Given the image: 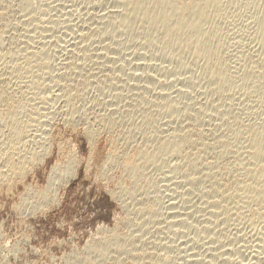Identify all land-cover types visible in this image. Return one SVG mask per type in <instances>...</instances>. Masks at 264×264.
Here are the masks:
<instances>
[{"label": "rangeland", "instance_id": "1", "mask_svg": "<svg viewBox=\"0 0 264 264\" xmlns=\"http://www.w3.org/2000/svg\"><path fill=\"white\" fill-rule=\"evenodd\" d=\"M104 1L108 5H104ZM117 1L26 0L23 2L22 0H0V91H5L6 100L8 97L11 98V100L8 99V102H12V99L13 102L16 101L15 99L18 102H24L29 112L18 115L24 124V128L38 133V129L44 127L49 132L48 137L45 136L47 143H44L47 145V151L45 150V155L42 154V160L33 164H26L29 170L26 169L23 177H20L22 180L18 178L16 183H8L9 187L4 184L0 186V264H119V262L114 263L118 257L120 259L117 261H122V264H148L147 257L146 259L135 258L136 260H134L135 252L132 253V256L126 254L125 250V252H121L126 247L129 248V245L126 244L129 243V240L131 242L132 238L140 235L144 239L141 243L146 241L145 246L149 247L140 248V244L134 242L135 248H148L150 253H154L155 262H158L156 264H191L190 262L197 264L196 260L200 259L202 261H198V264H208L211 261L212 264L213 262L214 264H221L220 259L223 260L228 256L234 257L235 261L231 259L232 263H236V261L241 263V260L244 261L242 263H246V260L247 262L251 261L252 256L260 251L259 244L263 243L261 239L264 236L263 220L257 216L252 217L246 212L241 214L243 215L240 216L241 218H237L235 216L239 215L234 212L233 215L235 216H233L232 211L231 215L229 214V220L225 221L227 225L218 223L220 217L224 219L223 215L218 216L217 222H213V218L210 216L211 207H207L209 203L203 204L204 199H206L203 195L209 185H203L206 187L205 190L202 185L196 184L195 186L198 187L195 189L200 188L201 190L190 191L188 180L185 177L188 176L192 179L196 175L191 169H181L183 168L181 155L184 154L182 157H185L190 150L180 140H183L182 134L184 133L186 142L188 138L190 139L188 140L189 144L191 141L192 145L197 144L195 139L199 136L201 139H208L205 140L208 142L213 135L218 137L217 135L227 134V131L230 134L231 128L229 129V126L233 127L236 122L233 129L239 131L237 141L246 142L244 140L246 123L264 122V107L259 105L264 101V87L262 88L263 92L260 88L256 92V87H249L252 80L250 81V78L246 79L245 77L247 73H254L253 70H258L260 75L263 74L264 76V39L254 31L255 26H252L253 20L255 21L253 9L255 8L254 11L257 10V5H255L257 3L253 0L249 2L241 0L240 3L239 0H235L237 2L222 0L224 7L220 9V12L219 10L216 11L215 13L218 14L212 15L211 19L213 20L210 19L206 25L208 35L209 32L212 34L213 31H216L214 33L217 34V39L214 41L218 45L221 43L219 45L220 56L223 57L222 60L226 61L229 72L235 80L232 81L231 79L229 83L233 89L228 85L225 91L229 89V92L223 93L224 90L219 92L208 83H204L203 79H199L206 78L205 73L207 74L205 62L202 59H194V55L189 52L184 54H177L178 51L173 50L166 52L167 50L160 46L161 43L156 38L157 34H154L155 39L146 36L151 31L147 32L144 27H141L143 25L138 22V19L134 18L129 21L128 25L130 27L132 25L131 29L129 26H127L128 28L119 26L117 19L120 17L118 15L125 11L123 9L125 7L119 1L116 4ZM96 15L98 17H93ZM110 18L113 19L114 26ZM134 20L135 22H133ZM253 23L255 24V22ZM120 27L121 29H117ZM102 30L106 32L103 33ZM86 32L90 33L87 34ZM84 35H90V38H85ZM213 42L212 44L215 43ZM29 51H37L34 52L36 55L40 53V57L36 58L35 63L33 62L31 66L32 72L39 76L36 79L42 82L41 87L43 88H40L42 91L40 89L34 90L35 94L43 97L38 98V100L37 97L39 96L33 95L29 91L31 89L27 88L29 85L28 78L31 77H21L22 74L19 72L10 70V67L14 69L16 62L17 65H22L25 61L23 57L25 58ZM84 53L86 54L83 55ZM179 55L181 57L178 59ZM18 61L23 63H18ZM73 65L81 67L74 69L75 66ZM245 69H251L252 73L247 70L246 72ZM241 72H245L244 78H242ZM80 81V85L83 84L81 88L78 87ZM71 87L73 89L70 91V97H68L66 91ZM77 87L83 89H79V91ZM254 88L256 90H253ZM76 89L79 93L82 91L77 96ZM167 95L168 99L162 98V96ZM141 97L145 101L141 102ZM172 99L174 102L169 101ZM30 102H35L36 108H33ZM143 102L145 103L144 106L142 105ZM171 102V106L175 105L172 106V109L168 107ZM4 104L5 102H0V107L3 108ZM72 107L77 110L76 113L71 112ZM144 115H153L154 119L151 123L146 124L144 120L147 116ZM256 116L260 117L257 118ZM261 117H263L262 120ZM195 118L196 120H194ZM192 120L193 124H191ZM248 120H251V123H248ZM256 122L255 124H257ZM0 124V140L5 141L6 138L10 137L12 128L11 126L7 127L4 123ZM220 124L223 126L222 128ZM196 130L197 132L199 130V133L196 132L198 135L194 138ZM216 132L223 133L217 134ZM206 134L208 138L205 136ZM209 134H212L211 138ZM170 135H175V140L178 138L177 140L183 144V148H178L182 146L178 143V149L175 145L172 147L173 150L172 148L162 150L170 139H174ZM241 136L242 138H240ZM200 138L198 143L204 141ZM165 140L168 141L165 142ZM212 140L210 141L213 144L214 140ZM239 142V145L244 144ZM28 143L29 148L32 146L38 148L37 143L35 144L33 141L30 143L29 140ZM212 148L216 153L215 146ZM38 150L41 151L42 149ZM178 150H182L183 153H177ZM211 150L210 152L213 151ZM210 152L208 151L206 154L209 155ZM213 152L212 155H209L211 158L215 154ZM208 155H202L204 157L202 158L203 161L201 160L199 163L200 166L211 160ZM68 158L74 160L71 174L66 175V177L65 175H57L59 178L56 183L58 185L60 183L57 186V191L50 192V197L44 198V200L40 192L47 185L46 180L50 167L56 162H65ZM206 158L207 162L205 161ZM227 159L225 158L224 161L230 162L229 158ZM204 161L205 163H203ZM131 166L133 167L131 168ZM203 167L204 165L199 167L200 172L203 171ZM130 172L133 173L131 176ZM136 176L139 177L135 178ZM133 180L136 181L133 182ZM172 182L175 184H171ZM135 183L136 189L132 190L133 193H128ZM208 183L206 181V184ZM173 190L174 192H171ZM172 193L173 196L170 197L169 194ZM23 197H26L25 200H22ZM151 201L152 203L154 201L157 207L151 209L153 206H150L149 210L151 211L147 213L143 211L145 216L143 212L137 211L141 205L140 202H147L149 206ZM170 203L173 206L176 204L179 206H174L175 209L171 206L172 209ZM204 206L209 210L201 209ZM169 208L173 211L171 212ZM155 209L157 212L159 211L156 212L158 216L150 217L151 213L156 211ZM178 209L180 210L178 214L180 216L182 214L183 217L179 218L177 211H174ZM168 212L169 214H166ZM203 212H205V216H203ZM206 213L209 215L207 216ZM187 214L188 216H184ZM175 215L177 216L175 217ZM171 216L173 220H170ZM209 216L212 222L207 223L210 219L206 217ZM177 217L178 219H176ZM231 218L235 219L232 220ZM165 219L170 222H166ZM176 220H179L177 221L179 224ZM180 220L187 223L183 222V226ZM202 220L206 224L200 223ZM171 221L178 225L174 224L173 226L172 223L171 226ZM134 222L137 225H143L145 222V225L142 226L144 231L142 228L140 230L138 227V229ZM209 223L216 225L215 228ZM132 224L135 227H132ZM186 224L192 226L185 227ZM203 225H205L204 228L211 226L209 232L200 229ZM160 231L163 232L160 233ZM141 232L142 234H140ZM144 234L150 243L144 238ZM214 234L219 235V238L221 237V245L212 241ZM129 236L133 237L125 238ZM142 236H140L141 239ZM114 237L119 239L121 245L126 246L122 245L121 251H119L120 248H115L113 243L114 247L109 244L111 243L109 242L110 239ZM256 237H260L261 242ZM187 238L191 241H188ZM154 239L157 245L155 244L154 248L150 249ZM187 242L191 245L186 244ZM100 243H108L107 247L112 245L108 247L109 253L107 251H104V254L95 252L96 250L99 252L100 247H103L102 244L100 247L98 246ZM135 244H138L137 247ZM164 244L168 248L164 249ZM256 244H258L257 248H254ZM242 245L243 247H240ZM192 249L196 250L197 255ZM186 253L198 258L194 259L191 256L189 259L190 256L187 257ZM130 258L131 260H129ZM186 258L187 262H184ZM228 258L230 259V257ZM193 259L194 261H192ZM240 263L237 262V264Z\"/></svg>", "mask_w": 264, "mask_h": 264}, {"label": "bare ground", "instance_id": "2", "mask_svg": "<svg viewBox=\"0 0 264 264\" xmlns=\"http://www.w3.org/2000/svg\"><path fill=\"white\" fill-rule=\"evenodd\" d=\"M23 2H26V0H22ZM114 1V0H113ZM120 3H121V5H124V7L125 8H123L124 10V12H121V14L120 15H118L120 18H118L117 20H118V24H119V26H121V27H123V28H128L127 26H129L128 25V23H130L129 21L131 20V19H138L139 21L138 22H140L141 23V25H143V26H141V25H139V26H141V27H144L145 28V30L148 32V31H151L150 32V34H148V35H146V36H148V37H151V38H154L155 39V36H154V34H157V39H159V41H160V43L162 44H160V46H162L163 48H164V50H167L166 52H169L170 50L172 51H178V53L177 54H180V53H187V52H189V53H191V54H193L194 55V59H197V60H200V59H202L204 62H205V71H206V69H207V74L205 73V75H206V78L205 77H203V78H199V79H203V81H204V83H208L211 87H213V88H215L217 91H219V92H223V90H224V92L223 93H227V91L229 90L228 88V90H226L225 91V88L226 87H228V85H229V83H230V81H231V79H232V81H235V80H233V78H232V75H231V73L229 72V69H228V67H227V65H226V61L225 60H222L223 59V57H221L220 56V54L221 53H219L220 52V50H219V45L221 44H217L216 43V41H214L215 39H217L216 38V36H217V34L215 35V33L214 32H216V31H213V33L211 34V32H209L210 34L208 35V33H207V31H206V25L208 24V22H210V19H211V16L212 15H214V14H218V13H215L216 11H218L219 10V12H220V9L222 8V7H224V3L222 2V0H118ZM116 2V4L117 3H119V2ZM226 1H228V0H226ZM232 1H235V0H232ZM240 1L241 0H239V3H240ZM248 2L249 1H252V0H247ZM253 1H255V3H257V4H255V5H257V7H256V11H254V7L251 5V7L252 8H254L253 9V12H255V14H254V18H255V21L253 20V22H255V24L252 22V26L254 25L255 26V32L261 37V38H263L264 39V0H253ZM95 2V1H94ZM230 2V1H229ZM228 2V3H229ZM235 2H237V1H235ZM246 2V1H245ZM93 3V2H92ZM114 3V2H113ZM227 3V2H226ZM230 3H232V2H230ZM238 3V4H239ZM251 3V2H250ZM249 3V4H250ZM105 4H107L105 1H104V5ZM115 4V3H114ZM232 4H235V3H232ZM237 4V3H236ZM248 4V3H247ZM252 4H254L253 2H252ZM108 5V4H107ZM109 5H110V1H109ZM226 5V4H225ZM102 6V5H101ZM249 6V5H248ZM106 7V6H105ZM122 7V6H121ZM121 7H120V9H121ZM112 8V7H111ZM110 10V9H109ZM119 10V9H118ZM103 12V11H102ZM101 12V13H102ZM114 12V11H113ZM85 13H87V12H85ZM109 13V12H108ZM107 13V14H108ZM111 13V12H110ZM109 13V14H110ZM117 13V12H116ZM104 14V13H103ZM102 14V16L104 17V15ZM108 14V16H110ZM111 15H113V14H111ZM251 15V14H250ZM86 16V15H85ZM101 16V17H102ZM113 16H115V15H113ZM117 16V15H116ZM92 17V16H91ZM93 17H98L97 15L96 16H93ZM100 17V16H99ZM102 17V18H103ZM106 17V16H105ZM252 17V16H251ZM90 18V17H89ZM111 18H113V17H111ZM110 18V20L112 21L113 19H111ZM100 19V18H99ZM252 19V18H251ZM101 20V19H100ZM99 20V21H100ZM109 20V19H108ZM116 20V19H115ZM115 20H114V22H115ZM213 19H211V21H212ZM92 22V21H91ZM101 22V21H100ZM104 22H105V20H104ZM133 22H135V20L133 21ZM132 22V23H133ZM94 23V22H93ZM96 23V22H95ZM110 23V22H109ZM111 23H113V21L111 22ZM117 23V22H116ZM131 23V24H132ZM101 24V23H100ZM108 24V23H107ZM130 24V25H131ZM135 24V23H134ZM212 24H213V22H212ZM112 25V24H111ZM211 25V24H210ZM251 25V24H250ZM100 26V25H99ZM113 26H114V23H113ZM116 26H117V24H116ZM209 26V25H208ZM212 26V25H211ZM249 26V25H248ZM121 27L120 28H117V29H121ZM130 27V26H129ZM131 27H132V25H131ZM131 27L129 28V29H131ZM97 28V27H96ZM211 28H213V27H211ZM211 28H209L210 30H211ZM92 29H93V27H92ZM104 30H105V28H103ZM99 30V29H98ZM142 30H143V32H144V29L142 28ZM103 31V30H102ZM119 31V30H118ZM209 31V30H208ZM212 31V30H211ZM242 31V30H241ZM91 32H93L92 30H91ZM106 31H103V33H105ZM87 33V32H86ZM90 32H88L87 34H89ZM146 33V32H145ZM236 33V32H235ZM85 36V35H84ZM87 36V37H86ZM85 36V38H88L90 35H86ZM102 36H104V35H102ZM145 36V35H144ZM219 36V35H218ZM96 37V36H95ZM90 38V37H89ZM92 38V37H91ZM156 39V40H157ZM219 39V38H218ZM97 40H98V38H97ZM33 41V40H32ZM215 43H214V42ZM219 41V40H218ZM115 42H117V41H115ZM158 42V41H157ZM212 42L214 43V44H212ZM105 43V42H104ZM158 45V44H157ZM88 46V45H87ZM104 47V46H103ZM108 47V46H107ZM86 48V47H85ZM161 48V47H160ZM163 48L161 49L162 51H163ZM35 51H29V52H27V54H26V57L24 58L23 57V59H25V61L24 60H22V61H24V63L22 62V61H18V63H23L22 65H17V62H16V66L14 67V69H12L11 67H10V70H13L12 72H19L20 74H22L21 75V77H25V76H27V77H31V78H28L27 80H28V82H29V85L27 86V88H29V89H31V90H29V91H31L30 93H32L33 95L35 94V89H40V88H43V87H41V84H42V82L41 81H38L36 78L37 77H39L38 76V74H36L35 72H32V65H33V62L35 63V61H36V58L38 59V57H40V53H39V55H36L35 53L37 52H35ZM40 52H41V50H40ZM85 52V51H84ZM86 53H84L83 55H85ZM163 54H164V51H163ZM168 54V53H167ZM25 55V54H24ZM140 55H142V54H140ZM166 55V54H165ZM188 55V54H187ZM193 55H191L192 57H193ZM17 56V55H16ZM19 56V55H18ZM17 56V57H18ZM170 56H171V54H170ZM170 56H169V58H170ZM176 56V55H175ZM15 57V56H14ZM16 57V59H18ZM21 57H22V55H21ZM72 57H73V54H72ZM172 57V56H171ZM179 57H181V55H179L177 58L179 59ZM183 57V56H182ZM168 58V57H167ZM12 59V58H11ZM13 59H15V58H13ZM22 59V58H21ZM181 59V58H180ZM224 59H225V56H224ZM20 60V59H19ZM182 60V59H181ZM180 60V61H181ZM201 60V61H202ZM168 61H169V59H168ZM171 61V60H170ZM176 61V60H175ZM196 61V60H195ZM166 62H167V60H166ZM183 62V61H182ZM181 62V63H182ZM143 64H145L144 62H142ZM152 64H153V62H151ZM195 63V62H194ZM202 63V62H201ZM13 64V63H12ZM14 64H15V62H14ZM37 64V63H36ZM35 64V65H36ZM11 65V64H10ZM146 65V64H145ZM148 65V64H147ZM183 65V64H182ZM199 65V64H198ZM203 65V66H204ZM73 66H75V65H73ZM184 66V65H183ZM191 66V65H190ZM189 66V67H190ZM70 67V66H69ZM78 67V69H79V67H81V66H77ZM77 67L75 66L74 67V69L76 68L77 69ZM148 67V66H147ZM188 67V66H187ZM188 67V68H189ZM67 68V67H66ZM186 68V67H185ZM194 68V67H193ZM202 68V67H201ZM248 68V67H247ZM70 69H72V68H70ZM81 69V68H80ZM247 69H245V71H246ZM76 71H78V70H76ZM76 71H74V72H76ZM204 71V70H203ZM204 71V72H205ZM242 71H244V70H242ZM247 71H249V72H251L252 73V71H251V69L250 70H247ZM246 71V72H247ZM254 71V73H252V74H246L245 75V77H246V79L248 78H250L249 80L251 81L252 80V82H250V84H249V87H256L257 88V91L256 92H258V88H260V90H261V92H263L262 91V88L264 87L263 86V84H264V78L262 79V77H264L263 76V74L262 75H260V72L257 70H253ZM256 71V72H255ZM11 72V73H12ZM73 72V71H72ZM244 73L245 72H241V74L243 75L242 76V78H244ZM33 74H35V75H33ZM40 74V73H39ZM59 74H60V72H59ZM63 74V73H62ZM204 74V73H203ZM82 75V74H81ZM92 75V74H91ZM59 76V75H58ZM83 76V75H82ZM26 77V78H27ZM253 79H252V78ZM55 78V77H54ZM69 78V77H68ZM111 78V77H110ZM109 78V79H110ZM76 79V78H75ZM65 80V79H64ZM111 80H113L112 78H111ZM63 81V80H62ZM81 81H83V80H81ZM81 81H80V83H79V86L78 87H83L82 85H80L81 84ZM202 81V80H201ZM202 81V82H203ZM202 82H201V84H202ZM6 84V83H5ZM5 84H4V86H5ZM8 84V83H7ZM47 84V83H46ZM57 84V83H56ZM75 84V83H74ZM233 84V83H232ZM231 84V85H232ZM70 85H71V83H70ZM77 85V84H76ZM190 85V84H189ZM205 85H207V84H205ZM234 86H235V84H233ZM7 86V85H6ZM230 86V85H229ZM233 86V87H234ZM59 87V86H58ZM70 87V86H69ZM77 87V88H78ZM208 87V86H207ZM231 87V86H230ZM64 88V87H63ZM66 89H67V87H65ZM80 88H78V90L80 89ZM256 88H254L253 90H256ZM60 89V88H59ZM69 89V88H68ZM72 87H71V89H69L68 91H66V93H67V95H68V97H70V91H72ZM74 89H75V87H74ZM83 89V88H82ZM82 89H80V90H82ZM231 89H233L232 87H231ZM230 89V90H231ZM9 90V89H8ZM41 90V89H40ZM77 90V89H76ZM76 91V96H77V94H80L79 93V91ZM245 90V89H244ZM249 90V89H248ZM252 90V89H251ZM29 91H28V93H29ZM42 91V90H41ZM245 91H247V89L245 90ZM4 92L5 91H0V102L2 103V102H5V104L3 105V108H1L0 107V123H4L7 127L8 126H11V128H12V131H11V135H10V137H8V139L6 138V140L5 141H1L0 140V186L2 185V184H4V185H7L8 183H11V182H15L18 178H22L23 177V175L25 174V172L27 171L26 169H28L27 167H26V164H28V163H34V162H36V161H39V160H42V154L44 153V155H45V150L47 149V145H45V143H47L46 141V138L48 137L47 136V134L49 133L48 132V130L46 129V128H39L38 130H39V132L38 133H34V132H31V129H26V128H24V124L22 123V121H21V119H20V117L18 116L20 113H28L29 111H28V109L26 108V106H25V104H24V102H18L17 101V99H15L16 101L15 102H13V99H12V102L11 101H9L8 102V99H10L11 100V98H9L8 97V99L6 100V96H5V94H4ZM62 92H64V91H62ZM75 92V91H74ZM78 92V93H77ZM229 92V91H228ZM231 93H232V91H230ZM249 92V91H248ZM37 93V92H36ZM178 93H179V91H178ZM222 94V93H221ZM35 95H38V94H35ZM30 96H32V95H30ZM39 96V95H38ZM44 96V95H43ZM64 96V95H63ZM71 96H73V95H71ZM115 96H117V93H115ZM67 97V96H66ZM168 97V95L167 96H162V98H167ZM175 97V96H174ZM38 98L40 99V98H43L42 96H39V97H37V100H38ZM75 98V97H74ZM169 98V97H168ZM167 98V99H168ZM172 98V97H171ZM34 99H36V98H34ZM71 100H72V98H70ZM30 100H31V98H30ZM42 100V99H41ZM40 100V101H41ZM141 102L142 101H145L144 99H143V97H141ZM176 100V99H175ZM20 101V100H19ZM70 100L68 99V102H69ZM169 101H173V99L172 100H169ZM177 101V100H176ZM139 102V101H138ZM140 102V103H141ZM174 102V101H173ZM35 103V102H34ZM34 103L32 102H30V104H31V106L33 107V108H36L35 107V105H34ZM140 103H137V104H139L140 105ZM176 103V102H175ZM206 103V102H205ZM38 104V103H37ZM42 104V103H41ZM71 104V103H70ZM136 104V105H137ZM144 102L142 103V105L144 106ZM171 104H172V102L170 103V106H168V107H170V109H172L173 107L172 106H175V105H172L171 106ZM168 105H169V103H168ZM259 105H261L262 107H264V101H262V103H260ZM73 106V105H72ZM204 107V106H203ZM260 107V106H259ZM142 108H144V107H142ZM175 108V107H174ZM201 108V110H202V106L200 107ZM73 109V110H72ZM72 109H71V112H73L74 111V113H76L75 111H77L76 109H74L73 107H72ZM137 109V108H136ZM204 109V108H203ZM264 109V108H263ZM36 110V109H35ZM139 110V109H138ZM200 110V111H201ZM225 110V109H224ZM36 111H38V109L36 110ZM35 111V112H36ZM151 111V110H150ZM150 111H149V113H150ZM203 111V110H202ZM71 112H70V114H71ZM153 112V111H152ZM152 112H151V114H152ZM223 112V111H222ZM221 112V114L223 115V113ZM39 113V112H38ZM154 113V112H153ZM225 113H227V112H225ZM263 113V112H262ZM73 114V113H72ZM146 114V113H145ZM155 114V113H154ZM153 114V115H154ZM260 113H258V115H259ZM107 115V114H106ZM130 115H132V114H130ZM153 115L152 116H150V115H144L146 118H145V120H144V122L147 124V123H151L152 122V119H154L153 118ZM255 116V115H254ZM260 116H261V114H260ZM259 116V117H260ZM95 117V116H94ZM253 117V116H252ZM257 118H259L258 116H256ZM71 118V117H70ZM194 118V117H193ZM101 119H102V117H101ZM261 120L263 119V117H261L260 118ZM259 119V120H260ZM48 120H50V119H48ZM86 120V119H85ZM90 120V119H89ZM105 120V119H104ZM194 120H196V118L194 119ZM264 120V119H263ZM72 121V120H71ZM103 121V120H102ZM143 121V120H142ZM251 121V120H250ZM249 120H248V123H251ZM258 121V120H257ZM189 122V121H188ZM191 122V121H190ZM232 122V121H231ZM235 122V121H234ZM256 122V121H255ZM255 122H254V124H247L246 123V126H245V134H244V136H246L245 137V139L244 140H246V142H242V140H240V142H242V143H244V144H238V142H239V140L237 141V137L239 136V131L237 130V129H233V128H235L234 126L236 125V122L233 124V127H230L229 125H230V123H229V125H226L227 127L229 126V129H230V134L228 133V131H227V134L226 133H223V132H216L217 134H222L223 133V135H221V136H219V135H217L218 137H216L215 135H213V136H215V138L213 139L214 140V143L212 144L211 143V141L210 140H212V138H213V136H212V138H211V135L209 134V136H210V142L208 141H205V140H208V139H201L200 138V136L199 137H195V136H197L198 134L197 133H199V130H198V132H197V130L195 131V133H196V135H194V138H196L195 139V141L197 140V144H193L192 145V141L190 142L191 144H189V141L188 140H190L189 138L187 139V142H186V136H184V133L182 134L183 135V140H180V142H183V144H185V146L187 145L188 147H189V150H190V152L188 153L187 152V155H185V157L183 158L182 157V155H184V154H182L181 155V158L183 159V162H182V166H183V168H181V169H191V170H193L192 172H194L195 174L194 175H196L194 178H192V179H190L188 176L187 177H185V178H187V180H188V186H189V188H190V191L191 190H194L195 189V185L197 184V185H202V188L206 185H209V186H207V188L206 187H204V189L206 188L207 189V191H205L204 192V195L203 196H205V198L206 199H204V203L203 204H205V203H209V206H207V207H211V210L212 211H210V216L213 218V222L214 221H216V219L218 218V216H220V215H223L224 216V219H221V217H220V219H219V221H218V223H220L221 222V224L223 223L224 225L226 224V222L225 221H227V220H229L228 219V217H230L229 216V214L231 215V213H232V211H233V213H232V215L234 214V212H235V214H237V215H239V216H235V215H233V216H235V217H240V216H243V215H241V214H243V213H248V214H250L252 217H255V216H257V217H259V219L261 218L262 220H263V222H264V122H259V123H257V124H255ZM67 123V122H66ZM74 123V122H73ZM96 123V122H95ZM220 123V122H219ZM223 123V122H222ZM87 124V123H86ZM144 124V123H143ZM191 124H193V120H192V122H191ZM1 125V124H0ZM73 125V124H72ZM221 125V124H220ZM3 126V125H2ZM141 126H143V125H141ZM145 126V125H144ZM219 126V125H218ZM240 126V125H239ZM243 126V125H242ZM196 127V126H195ZM221 128L223 127L222 125L220 126ZM244 127V126H243ZM181 128V127H180ZM188 128V127H187ZM240 128H241V126H240ZM2 129V128H1ZM35 129V128H34ZM167 129V128H166ZM217 129V128H216ZM218 129H220L219 127H218ZM226 129V128H225ZM243 128H242V131L244 130ZM92 130V129H91ZM131 130V129H130ZM179 130V129H178ZM185 130H186V128H185ZM195 130V129H194ZM240 130V129H239ZM203 131V130H202ZM216 131V130H215ZM219 131V130H218ZM220 131H222V130H220ZM223 131H224V129H223ZM4 132V131H3ZM30 132V133H29ZM180 132V131H179ZM184 132V131H183ZM189 132V131H188ZM200 132H201V130H200ZM214 133V132H213ZM242 133V132H241ZM240 133V134H241ZM188 134V133H187ZM202 134V133H201ZM204 134V133H203ZM202 134V135H203ZM215 134V133H214ZM243 134V133H242ZM241 134V135H242ZM45 136H46V138H45ZM170 136H173V135H170ZM170 136H169V139H170ZM177 136V135H176ZM181 136V135H180ZM206 137L208 136L207 134L205 135ZM179 137V136H178ZM182 137V136H181ZM180 137V138H181ZM165 138H167V137H165ZM172 138H174V139H170V141L168 142V143H166V145L164 146V148H162V150H168L169 148L171 149L173 146H175V145H177L176 146V148L178 147V143H180L177 139L175 140V135L172 137ZM179 138V139H180ZM191 138V137H190ZM194 138H191V139H194ZM201 139V140H204V141H202V142H200V143H198V139ZM208 138V137H207ZM240 138H242V136L240 137ZM244 138V137H243ZM182 139V138H181ZM30 140V143L33 141V142H35V144L37 143V146H38V148H35V147H33L32 146V148H29L28 147V141ZM126 140V139H125ZM212 140V141H213ZM168 141V140H167ZM166 140H165V142H167ZM194 141V140H193ZM45 142V143H44ZM164 142V143H165ZM239 142V143H240ZM28 143V144H27ZM56 143V142H55ZM164 143H162V144H164ZM194 143V142H193ZM196 143V142H195ZM132 144V143H131ZM181 144V143H180ZM183 144H181L182 146L181 147H178V148H183ZM49 145V144H48ZM242 145H244V146H242ZM118 146V145H117ZM163 146V145H162ZM186 146V147H187ZM215 146V149H216V153H215V151L213 150V148L212 147H214ZM159 147H161V146H159ZM239 147H241L240 149H239ZM177 148V149H178ZM38 149H42L41 151L40 150H38ZM160 149V148H159ZM188 149V148H187ZM214 151H212V150ZM218 149V150H217ZM126 150V149H125ZM172 150H173V148H172ZM176 150V149H175ZM210 150L213 152V156H212V158L209 156L212 152H210ZM47 151V150H46ZM138 151V150H137ZM177 151V150H176ZM182 151V150H181ZM181 151H179L178 150V152L177 153H179V152H181ZM187 151V150H186ZM210 152V154L208 155V154H206L207 152ZM123 152H125V151H123ZM122 152V153H123ZM139 152V151H138ZM184 152H185V150H184ZM143 153V152H142ZM177 153H175L176 155H177ZM181 153H183V152H181ZM186 153V152H185ZM124 154V153H123ZM136 154V153H135ZM140 154V153H139ZM174 154V153H173ZM180 154V153H179ZM43 155V156H44ZM202 155H208V158L210 157L211 158V160L208 162V163H206V164H202V165H204V169H203V171L202 172H200L199 171V167H201L200 166V162H201V160L203 161V157L204 156H202ZM212 155V154H211ZM117 156V155H116ZM141 156H142V154H141ZM227 156H229V157H227ZM134 157V156H133ZM136 157H138V156H136ZM135 157V158H136ZM233 158L232 160L230 159V158ZM139 158V157H138ZM141 158V157H140ZM227 159V158H229V160H230V162H225L224 161V159ZM116 159V158H115ZM138 160V159H137ZM141 160H142V158H141ZM145 160V159H144ZM207 160V158L205 159V161ZM209 160V159H208ZM228 160V159H227ZM205 161L203 162V163H205ZM136 162V161H135ZM139 162V161H138ZM207 162V161H206ZM140 163V162H139ZM31 164V165H32ZM116 164V163H115ZM142 164V163H141ZM109 165V164H108ZM123 165V164H122ZM74 167V160L72 159V158H68L65 162L63 161V162H60V163H55L54 165H52L51 167H50V170H49V172H48V177H47V185H46V187H44L43 188V190H42V192H40V195H41V197L44 199H48V197H50V195L49 194H51L50 192H53L54 193V191L56 192L57 191V186H59L60 185V183H59V185H58V183H56V181H58V178H59V176H57V175H65V177H66V175H70L71 174V172H72V168ZM139 166V165H138ZM115 167V166H114ZM124 167V166H123ZM130 167V166H129ZM128 167V168H129ZM133 166H131V168H132ZM127 168V169H128ZM130 168V169H131ZM125 169V168H124ZM201 169V168H200ZM29 170V169H28ZM102 170V169H101ZM106 170V169H105ZM133 170V169H132ZM140 170V169H139ZM127 171H129V170H127ZM183 171V170H182ZM185 171H187V170H185ZM216 171H218V172H216ZM133 172V171H132ZM132 172H130V176L133 174ZM135 172H136V170H135ZM132 173V174H131ZM137 173H139V172H137ZM184 173H186V172H184ZM193 174V173H192ZM137 175V174H136ZM176 175V174H175ZM182 175H183V173H182ZM188 175H189V172H188ZM220 175H221V178H219L220 177ZM184 176V175H183ZM186 176V175H185ZM137 177H139V176H136L135 178H137ZM190 177H192V175L190 174ZM20 178V179H21ZM184 178V177H183ZM22 180V179H21ZM137 180V181H136ZM135 181L136 182H138V179H136ZM134 180H133V182H135ZM174 181V180H173ZM206 181H208L209 183L208 184H206ZM17 182V181H16ZM15 182V183H16ZM178 182V181H177ZM183 182V181H182ZM187 182V181H186ZM6 183V184H5ZM143 183V182H142ZM146 183V182H145ZM174 182H172L171 184H173ZM175 184V183H174ZM182 184V183H181ZM142 185V184H141ZM187 185V184H186ZM204 185V186H203ZM8 187H9V185H7ZM6 186V187H7ZM174 186V185H173ZM176 186V185H175ZM7 187V188H8ZM136 187V183L135 184H133V186L129 189V191H128V193L130 192V194H131V192H132V190L134 189ZM198 187V186H197ZM196 187V188H197ZM5 188V187H4ZM136 189V188H135ZM188 189V188H187ZM200 189V188H199ZM199 189H195V192H196V190H199ZM203 189V190H204ZM205 189V190H206ZM201 190V189H200ZM9 191V190H8ZM36 191V190H35ZM134 191V190H133ZM189 190H188V193L190 192ZM143 192V191H142ZM171 192H174V190L173 191H171ZM193 192V191H192ZM199 192V191H198ZM202 192V191H201ZM133 193V192H132ZM113 194V193H112ZM130 194H128V195H130ZM198 194V193H197ZM170 195V197H172L173 196V193L172 194H169ZM172 195V196H171ZM178 195V194H177ZM186 195H188V194H186ZM199 195H200V193H199ZM202 195V194H201ZM54 196V195H53ZM52 196V197H53ZM55 196H56V194H55ZM188 197V196H187ZM25 198L26 197H23L22 198V200H25ZM55 198V197H54ZM53 198V199H54ZM138 198V197H137ZM142 198V197H141ZM152 198V197H151ZM202 198V197H201ZM44 199V200H45ZM51 199V198H50ZM140 199V198H139ZM172 199V198H171ZM171 199H169V200H171ZM175 199V198H174ZM151 200V199H150ZM200 200H202V199H200ZM41 201V200H40ZM134 201H135V199H134ZM142 201V200H141ZM149 201V200H148ZM155 201V200H154ZM153 201V203H152V201H151V204H149V206L147 205L148 203L147 202H144V203H142V202H140L141 203V205L138 207V209H137V211L140 213V212H145V213H147V212H150L151 210H149L150 209V206H153V207H151V209L152 208H156L157 206L155 205V202ZM173 201V200H172ZM166 202H168V201H166ZM174 202V201H173ZM201 202V201H200ZM45 203V202H44ZM31 204V203H30ZM165 204H168V203H165ZM171 204V203H170ZM169 204V205H170ZM201 204V203H200ZM168 205V206H169ZM177 205V204H176ZM176 205H174V206H176ZM174 207L173 206V204H171L170 205V207ZM179 206V205H178ZM178 206H176V207H178ZM206 206H204V208H202L201 207V209H208V208H205ZM33 207V206H32ZM167 207V206H166ZM171 207V208H172ZM165 209V208H164ZM167 209H168V207H167ZM166 209V210H167ZM173 209V208H172ZM174 209H175V207H174ZM177 209V208H176ZM199 209H200V207H199ZM156 210V209H155ZM169 210H170V208H169ZM209 210V209H208ZM171 211V210H170ZM173 211V210H172ZM171 211V212H172ZM177 214H178V212L180 211L179 209L178 210H174ZM201 211V210H200ZM202 211H204V210H202ZM143 212V215L145 216V213ZM157 210L156 211H154V212H152L151 213V216H150V213L148 214L150 217H153L154 218V216L155 217H157L158 215H157V213L159 212H157ZM167 212V211H166ZM171 212H170V214H171ZM206 212V211H205ZM205 212H203V216H205ZM161 213V212H160ZM159 213V214H160ZM175 213V214H176ZM180 213V212H179ZM181 213H183V212H181ZM208 213H209V211H208ZM165 214V213H164ZM166 214H169V212L168 213H166ZM139 215V214H138ZM161 215V214H160ZM172 215V214H171ZM179 215V214H178ZM206 215H207V213H206ZM209 215V214H208ZM207 215V216H208ZM148 216V217H149ZM170 216V215H169ZM168 216V217H169ZM174 216V215H173ZM177 215H175V217H176ZM181 216H182V214H181ZM180 215H179V218L181 217ZM184 216H188V214L187 215H184ZM206 217V218H211V217ZM130 217V216H129ZM147 217V218H148ZM166 217V216H165ZM183 217V216H182ZM201 217H202V215H201ZM167 218V217H166ZM174 218V217H173ZM203 218V217H202ZM223 218V217H222ZM241 218V217H240ZM248 218V217H247ZM141 219V218H140ZM145 219V218H144ZM143 219V220H144ZM150 219V218H149ZM169 219V218H168ZM176 219H178V217L176 218ZM182 219V218H181ZM184 219V218H183ZM182 219V220H183ZM204 219V218H203ZM232 220L233 219H235V218H231ZM230 219V221H232ZM146 220V219H145ZM154 220V219H153ZM160 220V219H159ZM165 220H167V219H165ZM170 220H173L172 219V216H171V219ZM185 220H186V218H185ZM206 221L208 220V219H205ZM211 220V219H210ZM207 221V223L208 222H212V220L211 221ZM220 220H222V221H220ZM223 220H224V222H223ZM253 220H256V219H253ZM258 220V219H257ZM123 221V220H122ZM129 221H130V219H129ZM175 221V220H174ZM174 221H171V226H172V223H173V226H174V224L175 225H178L179 223L177 222V221H179V220H176V222L178 223V224H176ZM241 221V220H240ZM259 221V220H258ZM152 222V221H151ZM158 222V221H157ZM163 222V221H162ZM166 222H168V220L166 221ZM166 222H165V224H166ZM170 222V221H169ZM168 222V223H169ZM180 222L183 224V226H184V223L183 222H185V221H181L180 220ZM202 222H204L203 220L202 221H200V223H202ZM217 222V221H216ZM215 222V223H216ZM138 223V222H137ZM140 223V222H139ZM145 222H143V225H145L144 224ZM155 223V222H154ZM180 223V225H182ZM185 223H187V222H185ZM214 223V224H215ZM259 223V222H258ZM134 224H135V222H134ZM149 224V223H148ZM192 224V223H191ZM191 224H186L185 225V227L187 226V227H190V226H192ZM203 224V223H202ZM202 224H200V225H202ZM204 224H206L205 222H204ZM210 224V223H209ZM217 224V223H216ZM220 224V225H221ZM143 225H137V224H135V226H137V228L139 227L140 228V230H141V228H142V226ZM147 225V224H146ZM208 225V224H207ZM210 225H213L212 223L210 224ZM217 225H219V224H217ZM223 225V226H224ZM227 225V224H226ZM261 225H262V223H261ZM121 226V225H120ZM134 225L132 224V227H133ZM134 226V227H135ZM168 226V225H167ZM204 226L205 225H203L202 226V228H200L202 231H207V232H209L208 230H209V228L211 227V226H209V228L208 227H206V228H204ZM214 226V228H215V226L216 225H213ZM213 226H212V228H213ZM131 227V228H132ZM147 227V226H146ZM149 227V226H148ZM160 227V226H159ZM165 227V226H164ZM170 227V226H169ZM200 227V226H199ZM138 228V229H139ZM161 228H163V227H161ZM171 228V227H170ZM233 228V227H232ZM143 229V228H142ZM149 229V228H148ZM165 229V228H164ZM167 229V228H166ZM234 229V228H233ZM237 229V228H236ZM241 229V228H240ZM157 230V229H156ZM177 230V229H176ZM224 230V229H223ZM107 231V230H106ZM134 231V230H133ZM143 231H144V229H143ZM148 231V230H147ZM158 231V230H157ZM166 231V230H165ZM168 231V230H167ZM175 231V230H174ZM216 231V230H215ZM220 231H222V230H220ZM131 233H132V230L130 231ZM140 232V231H139ZM146 232V231H145ZM150 232V231H149ZM161 232H163V231H160V233ZM171 232V231H170ZM179 232V231H178ZM211 232H212V230H211ZM214 232V231H213ZM151 233V232H150ZM264 233V232H263ZM135 234H136V232H135ZM140 234H142V232L140 233ZM128 235H130V234H128ZM138 235V234H137ZM145 235V234H144ZM215 235V234H214ZM256 235V234H255ZM261 235H263V234H261ZM260 235V236H261ZM122 236V235H121ZM120 236V237H121ZM127 236V235H126ZM135 236V235H134ZM139 236V235H138ZM140 236H142V235H140ZM139 236V237H140ZM163 236V235H162ZM133 236H129V237H125V238H132ZM139 237H137V236H135L134 237V239L132 238L131 239V242H130V240H129V243H126L127 244V246L129 245V248H127L124 244H122L124 247H126L125 249H123L122 248V245L120 244V241H119V239H117L116 237H114V238H112V239H110V241L109 242H111V243H109V244H114L115 245V248H122L123 250L121 251V248H120V250L119 251H121V252H123L124 250L126 251H124L126 254H131L130 256H132L133 254L132 253H136V252H138V253H134V255H133V258H134V260H136L135 258H139L140 260L141 259H146V257L148 258V264H156V263H158L157 261L155 262V260H156V257H155V255H153L154 253H150L149 252V249L147 250L146 248H142V249H136L135 248V246H134V242L135 243H139L140 244V248L141 247H144L145 246V242H143V244L141 243L142 241H144V239H143V236H142V239H141V237L139 238ZM150 237H151V235H150ZM159 237V236H158ZM119 238V237H118ZM144 238L146 239V238H148V237H146V235L144 236ZM155 238V237H154ZM160 238V237H159ZM221 238V237H220ZM219 238V235H215L213 238H212V241L215 243L216 242V244L218 243H220V245H221V239ZM257 238V237H256ZM104 239V238H103ZM108 239V238H107ZM189 238H187V240H188ZM258 240H259V242H261V239H262V242L263 243H261V244H259L260 246H259V248H260V251H258L257 252V249H256V252L257 253H255L253 256H252V258H251V261H249V262H247V260H246V263H242V262H244L243 260H241V263L242 264H264V236H263V238H261L260 239V237H258L257 238ZM109 240V239H108ZM127 240V239H126ZM146 240H148V242L150 243V241H149V239H146ZM158 240V239H157ZM100 241V240H99ZM102 241V240H101ZM107 241V240H106ZM121 241H122V239H121ZM124 241H125V239H124ZM183 241V240H182ZM186 241V240H185ZM188 241H191V239H189ZM210 241V240H209ZM123 242V241H122ZM126 242V241H125ZM156 242V240L154 239L153 241H152V246L150 245V249H152V248H154V246H155V244L157 245V243H155ZM161 242V241H160ZM211 242V241H210ZM212 242V243H213ZM108 243H106V244H102V243H100L98 246L100 247V245L101 246H103V247H100V249H99V252H98V250H96L95 252H97V253H102V254H104V251H107L108 250V247H110V246H112V245H109L108 247H107V245H108ZM124 243V242H123ZM184 244H185V242H183ZM183 243H181L182 245H183ZM207 243V242H206ZM148 244V243H147ZM186 244H188V242L186 243ZM114 245L112 246V247H114ZM136 245V244H135ZM138 245V244H137ZM137 245H136V247H137ZM159 245V244H158ZM188 245H191V244H188ZM187 245V246H188ZM193 245V244H192ZM258 244H256L255 245V247L254 248H257L256 246H257ZM164 246H165V244H164ZM163 246V247H164ZM219 246V245H218ZM217 246V247H218ZM145 247H149V246H145ZM167 246H165L164 247V249L166 248ZM193 247V246H192ZM216 247V246H215ZM223 247V246H222ZM240 247H243V245L242 246H240ZM239 247V248H240ZM156 248V247H155ZM158 248H159V246H158ZM168 248V247H167ZM193 248H195V247H193ZM219 248V247H218ZM217 248V249H218ZM225 248V247H224ZM253 248V249H254ZM96 249V248H95ZM98 249V248H97ZM127 249V250H126ZM161 249V248H160ZM210 249V248H209ZM100 250H101V252H100ZM110 250V249H109ZM158 250V249H157ZM163 250V249H162ZM192 250H195V249H192ZM212 250V249H211ZM215 250V249H214ZM235 250V249H234ZM255 250V249H254ZM103 251V252H102ZM112 251V250H111ZM153 251V250H152ZM217 251V250H216ZM108 252V251H107ZM153 252H155V251H153ZM158 252V251H157ZM167 252V251H166ZM194 252H196V250L194 251ZM232 252V251H231ZM106 253V252H105ZM109 253V252H108ZM124 253V254H125ZM217 253V252H216ZM224 253V252H223ZM223 253H222V255H223ZM226 253V252H225ZM233 253V252H232ZM249 253V252H248ZM254 253V252H253ZM252 253V254H253ZM107 254V253H106ZM117 254V253H116ZM120 254V253H119ZM123 254V253H122ZM156 254V253H155ZM192 254H194L193 252H192ZM199 254V253H198ZM219 254H221L220 252H219ZM227 254V253H226ZM226 254H225V256H226ZM100 255V254H99ZM161 255V254H160ZM186 255H187V253H186ZM185 255V256H186ZM195 255H197V252H196V254ZM230 255V254H229ZM233 255V254H232ZM103 256V255H102ZM190 256V254L188 253V255H187V257H189ZM192 257H194V255H191ZM191 256L189 257V259L191 258ZM209 256H210V254H209ZM224 256V255H223ZM100 257H101V255H100ZM108 257V256H107ZM117 257V256H116ZM127 257V256H126ZM158 257H159V255H158ZM165 257V256H164ZM211 257V256H210ZM219 257V256H218ZM228 257H230V259L228 258ZM228 257H225V258H223V260H221L220 259V262H222L221 264H237V262L238 263H240V261H236V263H232V261H231V259H234V257L233 258H231V256H228ZM105 258V257H104ZM128 258V257H127ZM132 258V257H131ZM131 258L129 259V260H131ZM166 258V257H165ZM195 258H198V257H194V259ZM236 258V257H235ZM115 259V258H114ZM117 259V258H116ZM118 259H120L119 257H118ZM117 259V260H118ZM138 259V260H139ZM170 259V258H169ZM194 259L192 260V261H194ZM200 259V258H199ZM209 259V258H208ZM97 260V259H96ZM117 260H115L114 261V263L116 262H119V264L122 262H120V261H117ZM137 260V261H138ZM140 260H139V262H140ZM168 260V259H167ZM201 260V259H200ZM200 260H196L197 261V264H198V261H200ZM214 260V259H213ZM102 261V260H101ZM112 261V260H111ZM133 261V260H132ZM191 261V260H190ZM202 261V260H201ZM204 261V260H203ZM210 261V260H209ZM231 261V262H230ZM234 261H235V259H234ZM184 262H187V258H186V260L184 261ZM207 262H208V260H207ZM218 262V261H217ZM132 263V262H131ZM133 263H135L134 261H133ZM191 264H193L194 262H190ZM196 263V262H195ZM194 263V264H195ZM200 263V262H199ZM212 264V261L211 262H209L208 264ZM240 263V264H241ZM88 264V263H87ZM122 264V263H121ZM124 264V263H123ZM130 264V263H129ZM144 264V263H143ZM168 264V263H167ZM187 264V263H186ZM204 264V263H203ZM206 264V263H205ZM213 264H214V262H213Z\"/></svg>", "mask_w": 264, "mask_h": 264}]
</instances>
